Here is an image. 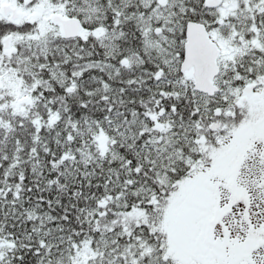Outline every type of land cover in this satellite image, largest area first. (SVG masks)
<instances>
[{"label":"snow or ice","instance_id":"1","mask_svg":"<svg viewBox=\"0 0 264 264\" xmlns=\"http://www.w3.org/2000/svg\"><path fill=\"white\" fill-rule=\"evenodd\" d=\"M0 264H264V0H0Z\"/></svg>","mask_w":264,"mask_h":264}]
</instances>
